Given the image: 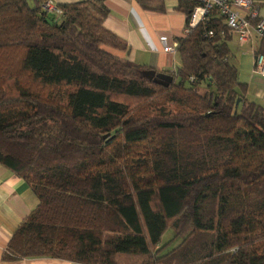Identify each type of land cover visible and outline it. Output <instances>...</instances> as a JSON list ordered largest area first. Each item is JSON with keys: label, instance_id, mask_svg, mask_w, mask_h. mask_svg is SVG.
<instances>
[{"label": "trees", "instance_id": "1", "mask_svg": "<svg viewBox=\"0 0 264 264\" xmlns=\"http://www.w3.org/2000/svg\"><path fill=\"white\" fill-rule=\"evenodd\" d=\"M46 1L0 0V165L38 201L2 260L264 264V107L221 19L175 41L164 87L110 52L127 45L104 0L57 4L60 19Z\"/></svg>", "mask_w": 264, "mask_h": 264}, {"label": "crops", "instance_id": "2", "mask_svg": "<svg viewBox=\"0 0 264 264\" xmlns=\"http://www.w3.org/2000/svg\"><path fill=\"white\" fill-rule=\"evenodd\" d=\"M55 4L74 3L85 0H52ZM163 11L142 8L135 0H104L108 14L103 26L126 43L127 51L110 52L137 66L158 72L171 71L180 66L175 55L162 52L158 36L168 32L176 41L186 26L187 16L177 10L180 0H162ZM197 1V0H188ZM264 16V0H253ZM230 37L231 63L238 70L239 81L247 85V99L257 104L264 101V78L253 72L248 50L232 43ZM38 201L22 179L0 165V264H77L60 259L38 258L3 261L2 256L9 240L19 224L33 211Z\"/></svg>", "mask_w": 264, "mask_h": 264}, {"label": "built area", "instance_id": "3", "mask_svg": "<svg viewBox=\"0 0 264 264\" xmlns=\"http://www.w3.org/2000/svg\"><path fill=\"white\" fill-rule=\"evenodd\" d=\"M191 10L186 26L180 38H186L191 30L199 25H205L215 14L221 19V25L227 34L239 46L247 47L253 58V71L264 78V56L255 55L257 45L264 35V16L259 15L257 2L253 0H197ZM41 11L60 19L63 14L52 0L41 4ZM213 33L207 32L204 37L212 38ZM162 43V52L168 55L177 53V43L168 32H161L158 36Z\"/></svg>", "mask_w": 264, "mask_h": 264}, {"label": "water", "instance_id": "4", "mask_svg": "<svg viewBox=\"0 0 264 264\" xmlns=\"http://www.w3.org/2000/svg\"><path fill=\"white\" fill-rule=\"evenodd\" d=\"M140 76L152 80L154 83L167 87L171 82L172 78L164 72L156 73L155 70L140 71ZM238 103H236L237 105Z\"/></svg>", "mask_w": 264, "mask_h": 264}, {"label": "rangeland", "instance_id": "5", "mask_svg": "<svg viewBox=\"0 0 264 264\" xmlns=\"http://www.w3.org/2000/svg\"><path fill=\"white\" fill-rule=\"evenodd\" d=\"M27 2L29 3L30 6H33V0H27ZM232 43H235V40L233 39L232 40ZM236 44V43H235ZM246 50H248V57L250 58V60L252 61V66H253V58L251 56V54L249 53V49L247 47H244ZM254 72V71H253ZM260 106L264 107V101H262V103L259 104ZM171 238V233H168L166 234L164 237H163V242H166L168 241L169 239ZM179 243V241H176L172 246L171 248L175 247L177 244Z\"/></svg>", "mask_w": 264, "mask_h": 264}]
</instances>
